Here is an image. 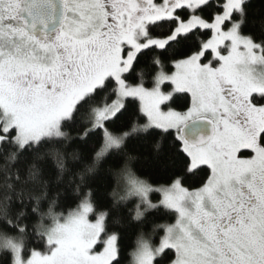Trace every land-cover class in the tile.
Wrapping results in <instances>:
<instances>
[{"label":"snow or ice","instance_id":"6c2138e0","mask_svg":"<svg viewBox=\"0 0 264 264\" xmlns=\"http://www.w3.org/2000/svg\"><path fill=\"white\" fill-rule=\"evenodd\" d=\"M129 247L264 264V0H0V264Z\"/></svg>","mask_w":264,"mask_h":264},{"label":"trees","instance_id":"16d2710c","mask_svg":"<svg viewBox=\"0 0 264 264\" xmlns=\"http://www.w3.org/2000/svg\"><path fill=\"white\" fill-rule=\"evenodd\" d=\"M259 0H253L254 5H258ZM129 114H125L124 119H128ZM129 147L137 153L139 157L138 163L135 165L136 169L138 170L139 174H141L143 177H146L152 181H157L158 182H163L162 179H159L156 175V172L153 167V159H152V154H151V146H150V140L148 141H142V142H135L131 143ZM158 194H154V199L155 196ZM134 240L135 237L132 236L130 238L129 243L134 246ZM131 252V247L126 249L125 251V256L127 259L124 261V264H129L130 256H128V253Z\"/></svg>","mask_w":264,"mask_h":264}]
</instances>
